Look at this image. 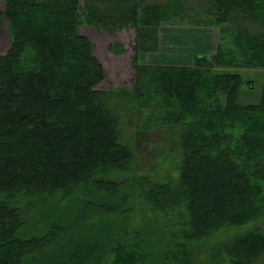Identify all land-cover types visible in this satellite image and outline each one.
<instances>
[{"label":"trees","instance_id":"1","mask_svg":"<svg viewBox=\"0 0 264 264\" xmlns=\"http://www.w3.org/2000/svg\"><path fill=\"white\" fill-rule=\"evenodd\" d=\"M3 1L0 30L5 19L10 42L0 54V252H8L0 264H193L200 243L264 212V85L257 102L241 103L244 80L228 70L264 68V0H204L203 16L188 22L218 27L215 52L190 65L141 61L158 50L161 21L184 20L180 0L143 8L141 0H103L115 2L105 9L99 0ZM79 26L134 28L131 89L99 87L104 68ZM107 46L123 50L118 42ZM132 101L155 102L157 120L177 127L175 182L114 178L135 158L114 104ZM227 126L239 129L238 137ZM135 198L166 227L161 258L148 251L143 229L126 225ZM41 203H51L52 212L37 227ZM58 206H75L65 217L67 225L76 219L74 232H65ZM31 210L32 234L24 237ZM90 217L100 220L85 236L75 233ZM217 249L224 264L264 261V233L247 229Z\"/></svg>","mask_w":264,"mask_h":264},{"label":"rangeland","instance_id":"2","mask_svg":"<svg viewBox=\"0 0 264 264\" xmlns=\"http://www.w3.org/2000/svg\"><path fill=\"white\" fill-rule=\"evenodd\" d=\"M2 1V0H1ZM141 7H146L152 4H163L168 0H141ZM184 3L188 9L184 14L183 21L173 22H160L158 31H162L163 42L169 40L167 44L161 49L160 53L152 54V52H146L144 54L142 63L156 64V60L163 61V64H175V65H190V61L193 54H199L202 52L211 53L215 51L216 40L218 37L216 26H204L193 25L188 22L190 17L197 18L196 16H203V8L206 7L204 0H180ZM107 3L114 4V1L99 0L96 2L98 7L105 9ZM1 7V6H0ZM149 14V13H148ZM178 22V23H177ZM244 26L254 25L244 21ZM257 26H253L255 29ZM78 31L81 34L91 37L92 52L96 58L101 62L104 68L105 77L99 84L101 89H107L109 87H123L125 89H131L134 84V69L132 66V58L135 51V30L132 27H125L118 29L113 33H109L105 30H95L92 27L79 26ZM178 39V40H177ZM177 40V41H174ZM10 35L6 29V21L2 20V28L0 30V54L4 53L9 45ZM172 41V45L170 42ZM118 42L122 45V51L115 53L108 49V43ZM158 51V50H157ZM156 51V52H157ZM207 51V52H206ZM157 55V56H156ZM208 56V55H206ZM230 72H237L244 80L240 86L239 102L241 103H255L260 98L261 89L264 85V68L258 67H233L228 69ZM129 96V93L126 92ZM138 104V105H137ZM115 108L119 110L120 127L122 133V140L129 144L134 150V162L132 169L126 173H114V178L118 181L124 182L128 180L132 175H143L156 181H173L178 178V165H179V148L176 137V126L168 123H160L157 120L162 115V110L157 108L155 102H149L142 104L132 101L131 104H114ZM153 124L155 121L158 124L152 126V128H145L143 123ZM228 133H233L234 137H238L240 134L239 129L232 127H225L224 129ZM230 145H237V141H229ZM233 146V147H234ZM85 195L79 194V198H85ZM140 199L135 198V210L127 219L126 225L129 230L136 228L143 229L141 232L145 239L146 247L152 257L161 258L162 252L159 250L163 248V244L168 237L166 233V227L160 225L159 220L155 219V214L148 208L140 206ZM61 206H65L62 204ZM20 206V209H24ZM75 206H66L64 208L57 207V211L63 215L64 228L67 234L72 231L73 225L76 223V219H72L69 225L66 224L65 217L71 214L69 211ZM47 213V218L52 212L51 203L47 205L41 203L37 207L35 212L37 215V227L43 225L39 220L41 215ZM32 214V210L26 214V222L20 229V234L24 237L30 236L28 234V226ZM100 218L85 219L80 221L77 234L85 236V232L98 223ZM49 221V219H48ZM71 227V228H70ZM247 229H258L264 233V212L240 227H228L219 230L215 237L200 243L194 250V263L193 264H224V257L222 253H218L217 247L221 245V241L229 239L232 235L242 233ZM39 232V231H38ZM38 232H34L38 233ZM8 252V248L0 255ZM36 252H33L35 254ZM150 261V260H148ZM252 264H264V261L256 260Z\"/></svg>","mask_w":264,"mask_h":264},{"label":"crops","instance_id":"3","mask_svg":"<svg viewBox=\"0 0 264 264\" xmlns=\"http://www.w3.org/2000/svg\"><path fill=\"white\" fill-rule=\"evenodd\" d=\"M4 1L2 0H0V10H3V8H4ZM88 38L91 40V37L90 36H88ZM158 51L157 52H152V54H157V53H160L161 52V49L164 47V44H167L168 42H169V40H165L164 42H163V34H162V31L160 32V31H158ZM178 40V39H177ZM177 40H174V41H177ZM10 42V41H9ZM170 44L172 45V41L170 42ZM9 46V45H8ZM8 48V47H7ZM7 50V49H6ZM207 52V51H206ZM215 51H212L211 53H205V54H203L202 52H200L199 54H193L192 55V58H191V61H190V64H192L193 63V61H194V57L195 56H197V55H211V54H213ZM157 56V55H156ZM149 64H151V63H149ZM156 64H163V61H162V59L160 58V60H156ZM189 65V64H188Z\"/></svg>","mask_w":264,"mask_h":264}]
</instances>
